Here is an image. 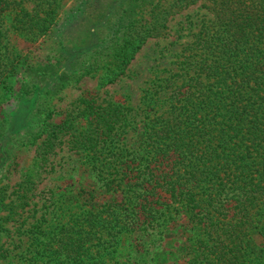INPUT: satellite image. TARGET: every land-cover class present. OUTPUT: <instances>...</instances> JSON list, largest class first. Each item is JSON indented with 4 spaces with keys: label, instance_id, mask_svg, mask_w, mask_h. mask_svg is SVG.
<instances>
[{
    "label": "trees",
    "instance_id": "16d2710c",
    "mask_svg": "<svg viewBox=\"0 0 264 264\" xmlns=\"http://www.w3.org/2000/svg\"><path fill=\"white\" fill-rule=\"evenodd\" d=\"M55 1L26 8L22 0H0V14L11 12L10 25L35 36L53 24ZM159 1L128 0L129 11L145 7L151 17L121 18L119 34L94 43L91 59L79 62L81 72L103 67L99 83L114 81L147 37L162 35L166 10L193 2L169 0L158 10ZM205 1L211 17L192 31L175 69L142 88L144 118L132 126L130 140L132 107L93 90H82L77 105L55 122L45 113L36 169L64 143L111 193L93 199L91 189H82L53 201L50 218L41 213L29 225L30 241L16 264H140V254L117 256L122 239L133 231L159 233L178 216L194 234L192 261L264 264V247L255 241L264 237V0ZM5 82L0 77V88ZM29 99L19 97L9 113L22 115L11 130L26 125ZM5 248L0 245V255Z\"/></svg>",
    "mask_w": 264,
    "mask_h": 264
},
{
    "label": "rangeland",
    "instance_id": "374dc122",
    "mask_svg": "<svg viewBox=\"0 0 264 264\" xmlns=\"http://www.w3.org/2000/svg\"><path fill=\"white\" fill-rule=\"evenodd\" d=\"M168 1L160 0L157 9H163L160 5ZM204 3L193 0L179 10L167 9L164 26L160 25L162 35L147 37L126 65L125 73L103 85L99 83L103 67L84 73L79 62L91 59L94 43L119 34L117 23L121 18L135 17L142 22L151 17L145 7L131 12L128 0H56L53 24L35 36L13 28L11 12L0 14V44L5 46L0 49V77L7 85L0 88V245L6 247L0 264L19 263V250L30 241L29 225L41 213L49 219L55 210L53 201L59 197L81 195L82 189H91L93 199H104L111 193L82 154L64 143L55 147V153L44 161L45 167L36 169L34 147L43 136L39 130L45 113H49L48 121L55 122L65 110L77 105L82 90H93L100 97L132 107L127 113L130 140L132 126L141 125L144 118L146 108H138L142 88L151 79L175 69L177 55L191 40L192 31L201 19L211 17ZM22 5L30 8L35 0H22ZM4 48L6 53L2 55ZM41 68L46 72H39ZM62 72L66 74L59 79ZM21 96L30 97L26 125L13 131L22 115L9 113ZM48 160L53 164L49 171ZM192 235L184 216H178L159 233L133 231L122 239L116 254L119 258L140 254V264H199L192 261L196 255L189 238ZM255 241L264 247L263 236L256 235Z\"/></svg>",
    "mask_w": 264,
    "mask_h": 264
}]
</instances>
